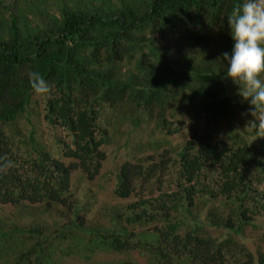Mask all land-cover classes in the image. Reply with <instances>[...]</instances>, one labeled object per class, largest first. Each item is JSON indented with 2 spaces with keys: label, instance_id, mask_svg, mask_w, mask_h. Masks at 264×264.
<instances>
[{
  "label": "trees",
  "instance_id": "trees-1",
  "mask_svg": "<svg viewBox=\"0 0 264 264\" xmlns=\"http://www.w3.org/2000/svg\"><path fill=\"white\" fill-rule=\"evenodd\" d=\"M242 3L0 0V157L14 165L0 174V205L72 211L53 228L0 218V264H64L60 255L103 249H145L154 264H264V137L223 59L234 46L227 16ZM32 71L50 96L33 92ZM121 134L113 193L135 200L108 225H86L72 174L103 177V145Z\"/></svg>",
  "mask_w": 264,
  "mask_h": 264
},
{
  "label": "rangeland",
  "instance_id": "rangeland-1",
  "mask_svg": "<svg viewBox=\"0 0 264 264\" xmlns=\"http://www.w3.org/2000/svg\"><path fill=\"white\" fill-rule=\"evenodd\" d=\"M40 120V134H43L42 140L47 146H53L54 131L47 128V123L42 116ZM189 124L190 122L188 121L187 125ZM187 125L179 133L168 135L167 139L172 144L182 143L188 137ZM60 132L61 131H57V134H60L61 138L63 137L67 140L68 137L65 136L66 133ZM121 136L122 134L117 137L113 143L103 145V149L107 154L101 170V174L104 175L103 177L94 179L93 182H88L81 179L78 172H73L72 174V186H70L72 194L70 200L76 198L80 204H84L86 201L88 202V208L86 207L87 211L81 210L86 214V225H108L111 221L112 214L118 210L116 208L126 207L128 203L135 200L134 198L125 200L117 197L113 193V165L120 157L127 153L126 148L123 146L124 139H119ZM68 205L48 207L45 204L42 205V203L37 202L34 204L27 202L26 204L19 205L12 203L2 204L0 205V218L7 224L23 227H28L31 224H43L47 225L49 228H53L67 221L70 216H72L71 208ZM60 257L64 264H89V261H101L106 264H112L116 261L154 264L151 262V259H149V252L145 249L132 250L130 253H119L103 249L90 259H86L82 253L78 254V252H68V254H63V256L60 255Z\"/></svg>",
  "mask_w": 264,
  "mask_h": 264
},
{
  "label": "clouds",
  "instance_id": "clouds-1",
  "mask_svg": "<svg viewBox=\"0 0 264 264\" xmlns=\"http://www.w3.org/2000/svg\"><path fill=\"white\" fill-rule=\"evenodd\" d=\"M234 46L231 54L223 53L226 78L240 85L239 95L250 105L253 117L249 125L256 130V138L264 137V0H243L227 16ZM29 82L37 96H50L52 88L36 71L29 72ZM6 156L0 157V174L13 167Z\"/></svg>",
  "mask_w": 264,
  "mask_h": 264
}]
</instances>
